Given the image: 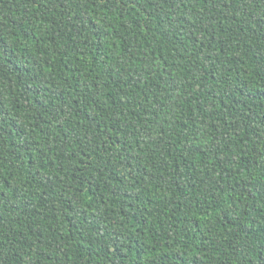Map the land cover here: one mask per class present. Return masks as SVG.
Instances as JSON below:
<instances>
[{
	"label": "trees",
	"instance_id": "trees-1",
	"mask_svg": "<svg viewBox=\"0 0 264 264\" xmlns=\"http://www.w3.org/2000/svg\"><path fill=\"white\" fill-rule=\"evenodd\" d=\"M0 264H264V0H0Z\"/></svg>",
	"mask_w": 264,
	"mask_h": 264
}]
</instances>
